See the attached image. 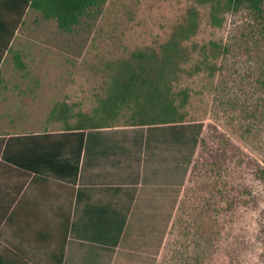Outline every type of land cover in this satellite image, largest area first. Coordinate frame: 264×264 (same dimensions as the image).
<instances>
[{
    "label": "rangeland",
    "instance_id": "obj_1",
    "mask_svg": "<svg viewBox=\"0 0 264 264\" xmlns=\"http://www.w3.org/2000/svg\"><path fill=\"white\" fill-rule=\"evenodd\" d=\"M212 4L107 0L98 20L72 34L28 10L0 67V114L23 128L49 125L55 105L66 101L100 119L121 66L137 52H160L194 13L197 33L183 43L178 67L167 70L173 94H189L187 138L131 126L133 108L107 118L124 137L110 148L139 150L144 171L128 226L121 205L105 222L124 229L108 264H264L263 23L243 7L221 13L222 26H214Z\"/></svg>",
    "mask_w": 264,
    "mask_h": 264
},
{
    "label": "crops",
    "instance_id": "obj_2",
    "mask_svg": "<svg viewBox=\"0 0 264 264\" xmlns=\"http://www.w3.org/2000/svg\"><path fill=\"white\" fill-rule=\"evenodd\" d=\"M84 115L66 101L55 105L49 125L27 130L17 117L0 114L5 264H88L91 257L97 260H88L92 264H108L120 251L144 173L139 150L110 148L123 142L120 132L111 131L119 129H91ZM114 204L126 211L123 231L110 219ZM106 220L112 223L105 225ZM110 237L113 246L105 244Z\"/></svg>",
    "mask_w": 264,
    "mask_h": 264
},
{
    "label": "trees",
    "instance_id": "obj_3",
    "mask_svg": "<svg viewBox=\"0 0 264 264\" xmlns=\"http://www.w3.org/2000/svg\"><path fill=\"white\" fill-rule=\"evenodd\" d=\"M209 1L214 3L211 9L214 26H222L221 13L239 11L246 7L261 20L264 28V0H226L224 4L223 0ZM106 2L107 0H0V67L5 56L12 50L16 32L28 10L40 13L45 20H55L62 32L72 34L84 24L89 27L87 22L98 20ZM190 13L189 19L175 28L160 52H137L133 62H125L121 66V73L114 80L112 92L102 103L101 108L104 109L98 110L103 117L98 119V114L87 115L89 128H108L110 123L107 118L115 119L127 107L133 108L131 126L149 127L161 133L171 132L180 135L182 140L187 138L191 127L184 124V108L189 94L187 90L173 94L167 70L178 67V59L185 52L183 43L197 33L199 25L194 13ZM15 60L19 68H25L20 54H15ZM1 84L0 72V86ZM77 125L81 126L80 122ZM200 131L201 129L197 132ZM198 133L191 139L193 144L197 143ZM0 264H5L1 256Z\"/></svg>",
    "mask_w": 264,
    "mask_h": 264
}]
</instances>
